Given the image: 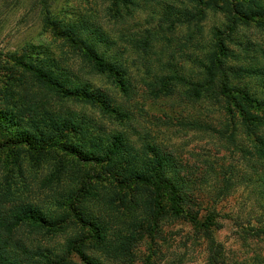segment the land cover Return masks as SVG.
Listing matches in <instances>:
<instances>
[{
  "label": "rangeland",
  "instance_id": "rangeland-1",
  "mask_svg": "<svg viewBox=\"0 0 264 264\" xmlns=\"http://www.w3.org/2000/svg\"><path fill=\"white\" fill-rule=\"evenodd\" d=\"M43 2L20 0L6 15L0 13V120L8 114L15 121L9 134L0 133V144L20 133L34 135L35 144L65 143L55 129L57 123H51V114L45 112L71 109L83 117L79 124L84 130L80 135L85 159L78 163L55 149L32 162L23 147L0 149V205L12 207L9 211L29 206L41 215L20 222L15 239L19 245L35 261H41V254L67 255L68 241L88 235L87 229L70 225L66 213V204L86 184L81 203L86 207L85 220L104 227L106 243L101 249L88 243L82 256L68 251V264H264V157L259 155L264 154V126L246 128L241 120L246 113L260 114L257 104L246 107L238 94L227 100L215 95L221 80L197 100L188 99L176 82L172 91L157 97L150 89L159 77L173 71L187 80H203V64L222 43L225 66L233 71L223 88L229 94L242 89L264 98V0H131L122 21L108 17L109 0ZM43 8L62 18L64 28H75L85 39L97 42L101 53L121 65L132 85L129 97L112 79L93 72L81 51L44 32ZM232 18L237 24L229 30ZM186 19L188 23H177ZM145 30L152 33L146 50L141 47ZM26 43L40 51L39 60L103 94L100 100L119 106L126 118L96 105L62 101L38 90L28 78L25 82L24 70L9 69L12 64L3 56ZM237 68L241 73L235 77ZM33 109L40 113L36 122L28 113ZM116 133L135 143L134 153L147 165L152 161L144 151L140 155L143 144L155 145L167 155L184 185L183 218L159 228L149 226L142 196L133 212L129 197L122 206H113L118 191L105 166V154L111 147L110 136ZM92 144L97 147L91 149ZM62 218L67 223L59 228ZM206 222L213 245L204 234Z\"/></svg>",
  "mask_w": 264,
  "mask_h": 264
},
{
  "label": "trees",
  "instance_id": "trees-1",
  "mask_svg": "<svg viewBox=\"0 0 264 264\" xmlns=\"http://www.w3.org/2000/svg\"><path fill=\"white\" fill-rule=\"evenodd\" d=\"M43 1L44 0H42V2ZM109 1L110 8L107 9L109 14L108 17L113 21L114 19L122 21L127 14L125 7L130 5L131 0ZM19 2L20 0H0V4L4 5L3 9L0 8L1 15H6L9 10L15 7ZM168 7H170V5ZM44 9L46 8H43L42 11ZM199 15H201L200 12ZM191 19L193 20L194 18ZM196 19L197 18H195L194 22H196ZM187 20L188 19L184 22L177 20V23H188ZM261 23L264 24V22ZM62 24V18H56L55 15L50 16L49 11L44 10V12L41 13V26L44 32H50L55 40L63 41L66 45L81 51L84 59H87L91 64L93 72L105 76L108 79H112L118 86L122 95L129 97L131 95L132 85L126 76V71L121 65L116 63L111 57L101 53L97 47V42L95 43L94 41L85 39L86 37H83L75 28L67 29L64 28ZM236 24V21L232 18L228 22L227 27H229V30H234ZM145 33V39L141 42V47L144 50L150 47L152 41L151 31L145 30ZM225 52L224 45L222 43L218 44V52L216 54H211L208 58V63L203 64V80H187L177 74L176 71L159 77L154 85H149L152 96L157 97L169 93V91L173 90L172 87L176 82L184 88L183 93L188 99L197 100L205 92L214 90L211 87L215 88L216 82L218 84L221 80L220 90L218 92V90L216 91L215 89V95H220L222 99L226 98L227 100L232 99L238 94L244 101L243 103H245L246 107H254L253 103H256L258 109L261 111L260 114L251 113L249 115L246 113L241 115L243 125L246 128L264 126V98L259 100L254 96H249L242 89H232L230 90L232 94H229V91L227 92L226 88H223L229 75H233V71L225 66ZM39 55H41L40 51L34 47H30L26 43L19 49L6 52L3 56V60L11 62L12 67L9 69L16 67L17 69L20 68L24 70V74L22 75L23 80L25 82L28 79L31 80L33 85L41 92L56 96L62 101H75L91 106L96 105L106 113L115 114L123 119L126 118L124 111H122L119 106H112L110 101L100 100V96H103V94L101 95L99 92L91 91L86 84L72 81L71 76L66 71L62 68L45 64L44 59L39 60ZM240 73V68L234 70L235 77L239 76ZM235 100L236 102L238 101L237 96ZM229 103L227 102L228 105ZM243 103L241 102V104ZM37 105L39 106V104ZM28 113H33L32 122H36L35 120L40 115L37 109L30 110ZM49 114H51V123H57L55 129L60 132L65 143L57 140H41L40 144H35L32 143V140L35 139L34 135L20 133L18 138L9 141L6 139L2 142L0 144V149L9 146L23 147L26 149V153L32 162H37L43 159L49 152L58 149L70 154L75 162H83L85 159L82 152L84 143L83 141L81 142L82 139L80 134H82L84 130L81 124H79V120L83 119V117H79L80 114L71 109L62 112H54L49 109V112H45V115ZM1 119L0 133L6 136L13 130L15 121H13L8 114H3ZM41 128L42 127H39V129ZM71 135L73 140L70 139ZM94 137L95 135L93 139ZM110 139L111 147L108 148L105 154V166L110 172V177L112 176V178L116 180V182L113 180V183L115 184L114 188L117 189L118 194L115 193L114 200H111L113 206H122L126 198L129 197L127 202L130 203V211L133 212L137 209L136 201L142 200L140 197L142 196L144 197L142 201L147 210L146 214L148 216L147 221L149 226L159 228L167 221L183 218L186 212L184 209L186 202L184 185L181 183L180 178L176 176L175 166L167 155L160 152L159 148L155 145L145 143L141 147L140 155L143 156L142 153L144 151L145 155L150 158L149 160H151L152 163L147 165L148 162L146 164L143 163L137 151L134 153L135 143L132 142L128 136L116 133L112 134L109 140ZM95 147H97V145L92 144L90 148L92 149ZM86 153L87 152H85V154ZM259 155L264 157L263 152H259ZM86 193L87 185L83 184L76 191L72 201L66 204V213L68 218L71 219L68 223L70 225L75 224L88 231L86 237L68 241L67 249L69 253L75 252L78 256H82V249H84L88 243L93 245L95 249H101L106 243L102 234L104 227L100 223L98 224L96 220H85L84 215L86 214L84 213L86 207H83L81 203L85 200ZM135 193L139 196H135ZM28 207L29 206H25L22 210L18 207H13L14 209L9 211V208L12 207L0 205V264H68V251L66 252L67 255L61 258H58L54 254H41V261H35L27 252V249L19 245L21 242L18 243V241L15 240L16 234L18 233V226L24 218L36 220L37 216L38 218L41 216L39 215L40 212L38 213L36 210L31 211ZM41 222H44V220H41ZM65 223H67V221L62 218V225H59V228H64ZM204 227L206 230L204 234L206 233L207 238L213 245V238L208 222L205 223Z\"/></svg>",
  "mask_w": 264,
  "mask_h": 264
}]
</instances>
